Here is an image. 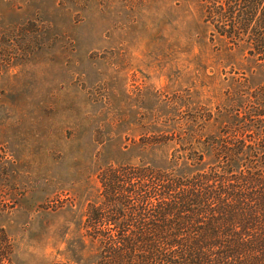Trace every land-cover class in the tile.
<instances>
[{
	"label": "rangeland",
	"instance_id": "374dc122",
	"mask_svg": "<svg viewBox=\"0 0 264 264\" xmlns=\"http://www.w3.org/2000/svg\"><path fill=\"white\" fill-rule=\"evenodd\" d=\"M204 18L202 0H0V255L96 264L103 171L217 163L264 63Z\"/></svg>",
	"mask_w": 264,
	"mask_h": 264
},
{
	"label": "trees",
	"instance_id": "16d2710c",
	"mask_svg": "<svg viewBox=\"0 0 264 264\" xmlns=\"http://www.w3.org/2000/svg\"><path fill=\"white\" fill-rule=\"evenodd\" d=\"M202 2L212 40L248 45L264 63V0ZM253 98L257 104L213 138L218 161L209 170L102 172L103 200L87 212L88 236L101 249L96 264H264V85ZM10 253L0 264H12Z\"/></svg>",
	"mask_w": 264,
	"mask_h": 264
}]
</instances>
